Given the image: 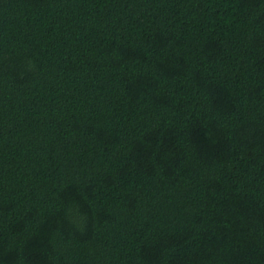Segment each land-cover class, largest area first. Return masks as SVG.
<instances>
[{
  "label": "trees",
  "instance_id": "obj_1",
  "mask_svg": "<svg viewBox=\"0 0 264 264\" xmlns=\"http://www.w3.org/2000/svg\"><path fill=\"white\" fill-rule=\"evenodd\" d=\"M0 264H264V0H0Z\"/></svg>",
  "mask_w": 264,
  "mask_h": 264
}]
</instances>
